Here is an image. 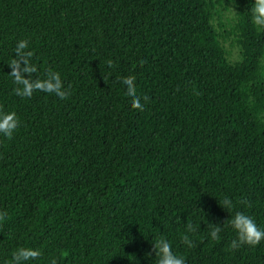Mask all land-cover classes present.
<instances>
[{
  "label": "trees",
  "instance_id": "obj_1",
  "mask_svg": "<svg viewBox=\"0 0 264 264\" xmlns=\"http://www.w3.org/2000/svg\"><path fill=\"white\" fill-rule=\"evenodd\" d=\"M253 5L0 0V112L20 122L0 134V264L18 247L40 250L28 264H156L161 237L186 264H264V240L232 249L229 227L239 211L264 229V30ZM57 73L66 99L16 94L17 76L39 87ZM126 80L143 110L130 107ZM210 223L223 224L220 240Z\"/></svg>",
  "mask_w": 264,
  "mask_h": 264
},
{
  "label": "clouds",
  "instance_id": "obj_2",
  "mask_svg": "<svg viewBox=\"0 0 264 264\" xmlns=\"http://www.w3.org/2000/svg\"><path fill=\"white\" fill-rule=\"evenodd\" d=\"M252 23L261 30H264V0H254V5L251 9ZM27 47V41H20L18 43V51ZM30 55V53L28 54ZM109 68L112 67V62L107 61ZM17 82L24 84L22 90L17 89L16 94L18 96L31 97L33 89L38 88L48 93H55L60 99H66L69 95L62 90L60 75H56L50 78L49 82H39L29 84L26 81H22L17 76ZM121 87L125 90V96L129 99L130 107L134 109L143 110V105L140 103V98L136 95V90L133 88L134 81L126 80L119 82ZM146 99V98H145ZM19 119L15 112H0V134L5 137H11L14 131L19 127ZM221 208L224 210L232 211L234 208L233 200L225 196L220 202ZM6 218V213L0 212V222ZM211 224L209 230V237L212 241H218L221 239L220 233L223 230V224ZM229 227L235 232L236 238L231 241L230 247L232 249H238L241 246H256L264 240V229L257 226L255 221L248 215L242 212L236 211L232 215ZM197 231L195 225L189 223L186 226V231L182 235V242L189 248L193 247V241L190 238V234ZM153 251L156 257V264H186L185 257L173 250L172 243L167 238L161 237L156 240L153 245ZM41 256V252L38 249L30 247H18L16 248L10 257V264H28L29 261L35 260ZM50 264H56V259L53 258Z\"/></svg>",
  "mask_w": 264,
  "mask_h": 264
},
{
  "label": "rangeland",
  "instance_id": "obj_3",
  "mask_svg": "<svg viewBox=\"0 0 264 264\" xmlns=\"http://www.w3.org/2000/svg\"><path fill=\"white\" fill-rule=\"evenodd\" d=\"M236 9L233 7V5H229L228 10L223 12V18H222V24L225 28H228V21L231 20L235 16ZM225 48L227 52L229 53V59L232 62H235L239 59V50L237 46L234 44L233 40H227L225 43Z\"/></svg>",
  "mask_w": 264,
  "mask_h": 264
}]
</instances>
